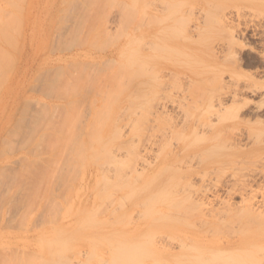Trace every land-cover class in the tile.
<instances>
[{"label":"rangeland","instance_id":"obj_1","mask_svg":"<svg viewBox=\"0 0 264 264\" xmlns=\"http://www.w3.org/2000/svg\"><path fill=\"white\" fill-rule=\"evenodd\" d=\"M32 1L0 0V139L17 134L21 116L35 122L26 149L14 154L19 157L16 178L0 200V264H37L42 256L47 261L52 249L44 244L54 247L57 259L59 250L49 242L62 230L76 241L67 264H83L92 229L106 223L108 229L122 215L130 216L132 228L138 221L159 231L195 224L200 232V214L211 206L221 201L240 206L254 192L253 199L262 200L264 0H226L225 7H231L223 10L196 8L198 31L188 8L195 0H35L34 6ZM9 122L12 128L5 135ZM104 154L110 155L104 156L108 161H102ZM169 154L179 160L174 168L157 165ZM12 158L0 155V163ZM124 163L130 165L122 170ZM5 171L2 176L12 173ZM243 183L251 190L228 195ZM94 208L91 222L86 212ZM163 212L172 213L170 218L184 214L188 225L179 218L183 223L174 225V217L159 220ZM233 218L221 235L229 233L233 220L237 223ZM237 242L240 247L226 255L234 254V263L221 259L213 264H261L263 239Z\"/></svg>","mask_w":264,"mask_h":264},{"label":"bare ground","instance_id":"obj_2","mask_svg":"<svg viewBox=\"0 0 264 264\" xmlns=\"http://www.w3.org/2000/svg\"><path fill=\"white\" fill-rule=\"evenodd\" d=\"M199 2H201V3H199ZM197 1V3H196V0H195V2L194 1H190L189 3L191 4L188 8H189V11H190V17L192 18L191 19V21L193 20V18H194V15H193V11L197 8V9H199V10H201V11H205V10H209V9H222V7L224 6L225 7V5H226V3H227V1L226 0H204V1ZM227 8L228 7H231V6H226ZM225 7V8H226ZM239 8V7H238ZM224 9V8H223ZM222 9V10H223ZM259 13V12H258ZM239 14V13H238ZM221 17V16H220ZM238 17V16H237ZM224 18V17H223ZM233 18V17H232ZM194 19H197V18H194ZM190 21V22H191ZM202 22L201 23H203L204 22V20H201ZM218 22L219 21H221L222 22V24H224L223 23V21L220 19V20H217ZM193 22H194V20H193ZM194 29L195 30H200V28H201V25H200V23H199V21H198V23L195 21L194 22ZM229 25V24H228ZM31 102V101H30ZM30 102H26V104H29ZM32 103V102H31ZM32 106V105H31ZM30 106V107H31ZM70 118V117H69ZM31 120V121H30ZM69 119H68V117H67V121H68ZM70 120H72V117H71V119ZM67 121L65 122V123H67ZM68 122H70V121H68ZM33 124H35V122L33 121V119H31V118H27L25 115L24 116H21L20 117V121L17 123L16 122V130H15V132L17 133L16 135L15 134H13L12 136H11V138H9V137H2L1 139H0V144H1V142H2V144L0 145V155H4L5 153H10V154H13V158L11 159V160H8L6 163L4 162V163H0V169H1V172H0V200L4 197L3 195H5L4 194V191L5 190H7V189H9V186H11V184L13 183V181L15 180V175L17 174L16 173V170H17V168H18V165H19V157H17V156H15L14 154L17 152V151H22L23 152V150L24 149H26V144H28V141H29V139L31 138V134L34 136L35 134H34V131H33ZM65 126H67V125H69L68 123H67V125L66 124H64ZM135 127L137 126V125H134ZM12 128L11 127V123L9 122V125L7 126V128L5 129V130H7L8 128ZM69 127H70V129H71V125L70 126H68L67 128L69 129ZM76 127V126H75ZM91 128H93L92 126H91ZM69 129V130H70ZM77 128H75L74 130H76ZM97 129V128H96ZM10 129H8L7 130V132H5V135H8V131H9ZM134 131V130H133ZM70 133V132H69ZM74 133H76V132H74ZM119 133V132H118ZM74 135V134H73ZM27 136H28V138H27ZM90 136H94V134L92 135V133H91V135ZM111 136H113V135H111ZM72 137V136H71ZM74 137H77V136H74ZM73 137V138H74ZM79 137V136H78ZM89 138V135H88V137H87V139ZM113 138H116V136L115 137H113ZM77 139H79V138H77ZM90 139V138H89ZM104 139V138H103ZM62 140V139H61ZM60 139L58 140V142H60L61 141ZM70 140H72V139H70ZM76 140V139H75ZM80 140V139H79ZM78 140V141H79ZM105 140V139H104ZM108 140V139H107ZM107 140H105L106 142H107ZM111 140V139H110ZM113 140V139H112ZM93 141H94V139H93ZM105 141H104V143H105ZM109 141V140H108ZM116 141V140H115ZM81 142V141H80ZM79 142V143H80ZM99 142V141H98ZM102 142V141H101ZM56 143H57V140H56ZM61 143H62V146L64 147V145H63V143H64V141H61ZM60 143V144H61ZM68 143H69V140H68ZM84 143V142H83ZM88 143H91V140H90V142H88ZM97 143V142H96ZM109 143V142H108ZM58 144V143H57ZM77 144H78V142H77ZM92 144V143H91ZM91 144H90V146H91ZM106 144V143H105ZM105 144H103V142H102V145H104L105 146ZM131 144V143H130ZM80 145V144H79ZM81 145H82V142H81ZM101 145V144H100ZM111 145V144H110ZM69 146V145H68ZM71 146V145H70ZM69 146V147H70ZM89 146V144H88V147H90ZM101 146V148H105V147H107V146ZM109 146V145H108ZM118 146V145H117ZM59 147V149H60V146L58 145L57 146V148ZM72 147H73V145H72ZM76 147H77V145H76ZM75 147V148H76ZM78 147H82V146H78ZM87 147V148H88ZM100 147V146H99ZM123 147V146H122ZM138 147V146H137ZM136 147V148H137ZM75 148H74V150H75ZM85 148V147H84ZM87 148H86V150H87ZM30 149H32V148H30ZM69 149V148H68ZM67 149V150H68ZM72 149V148H71ZM90 149V148H89ZM98 149H100V148H98ZM107 149V148H106ZM118 149V148H117ZM116 149V150H117ZM130 150L132 149L131 147L129 148ZM128 149V150H129ZM64 150V149H63ZM81 150V149H80ZM85 150V151H86ZM91 150H92V148H91ZM104 150V149H103ZM125 150V149H124ZM129 150V151H130ZM133 150V149H132ZM131 150V151H132ZM134 150H135V147H134ZM59 151V150H58ZM57 151V152H58ZM75 151H77V150H75ZM102 151V150H101ZM100 151V152H101ZM130 151V152H131ZM61 151H59L58 152V154L60 153ZM68 152V151H67ZM70 152V151H69ZM74 152V151H73ZM72 152V153H73ZM84 152V151H83ZM94 151L92 150V152L91 153H93ZM97 152H98V150H97ZM100 152H98L99 153V155H100ZM103 152V151H102ZM125 152H126V150H125ZM133 152V151H132ZM131 152V153H132ZM62 153V152H61ZM97 153V154H98ZM71 154V153H70ZM80 154V156H81V158H82V162H83V157H82V155H81V153H79ZM79 154H78V156H79ZM62 155L64 156V153H62ZM107 155V154H106ZM105 154L103 155V157L104 156H106ZM133 155V154H132ZM71 156V155H70ZM77 155H76V157L77 158H75L76 160H79L78 162H80V163H82L81 162V160H80V157H78ZM95 156V155H94ZM101 156V155H100ZM99 156V157H100ZM110 155L108 154L106 157H109ZM136 156V155H135ZM87 157H89L88 155H87ZM97 157V156H96ZM106 157H104V159H102V161L104 160H107L108 161V159L106 158ZM131 157V156H130ZM134 157V156H133ZM137 157H138V155H137ZM157 157V156H156ZM64 158H67V157H64ZM85 158V157H84ZM98 158V157H97ZM102 158V157H101ZM106 158V159H105ZM139 158L140 159H144V158H141L140 156H139ZM138 158V159H139ZM74 158H72V161H74L75 160ZM94 159V158H93ZM96 159V158H95ZM127 159V158H126ZM125 159V160H126ZM139 159V160H140ZM76 160H75V162H76ZM90 160V159H89ZM97 160V159H96ZM129 160L131 161L132 159H130L129 158ZM133 160H134V158H133ZM155 160V159H154ZM68 161V160H67ZM92 161V160H91ZM127 161V160H126ZM135 161V160H134ZM143 161V160H142ZM153 161V160H152ZM156 161V160H155ZM178 159L174 156V155H172V154H169L166 158H162L161 160H159L158 161V163H157V165H162L163 167H166V169L168 168V167H171V168H174L175 166H174V164H177L178 163ZM66 162V161H65ZM92 162H94V163H96L97 161H92ZM132 162V161H131ZM148 162V161H147ZM146 162V165L148 164H151V163H147ZM68 163V162H67ZM67 163H64V164H66V165H68ZM90 163V162H89ZM93 163V164H94ZM107 163H110V162H107ZM133 163V162H132ZM153 163V162H152ZM92 164V163H91ZM125 164L126 163H124L123 164V166H121V168L123 167L124 168V166H125ZM66 165H64V166H66ZM71 165V164H70ZM78 165H80V164H76V166H78ZM129 165H130V163L127 165V166H125V169H127V167H129ZM81 166H82V164H81ZM109 166V165H108ZM131 166H132V164H131ZM130 166V168H133L134 170H135V172L134 173H136L137 171H136V169L134 168V167H131ZM71 168H74V167H71ZM123 168H122V170H123ZM143 168V167H142ZM2 169H6V171L8 172V170L10 171V172H12L11 174H9V173H7L6 175L4 174L3 176L1 175L2 174ZM68 169V168H67ZM70 169V168H69ZM169 169V168H168ZM132 170V169H131ZM176 170H177V168H176ZM176 170H173V171H176ZM5 171V172H6ZM13 171H14V173H13ZM67 171H70V170H67ZM119 171H121V170H119ZM133 171V170H132ZM4 172V171H3ZM114 172H115V170H114ZM123 172V171H122ZM16 173V174H15ZM183 173V172H182ZM115 174H117V173H115ZM124 174H126V173H124ZM128 174H130V173H128ZM136 174H138V173H136ZM135 174V175H136ZM59 175V174H58ZM71 175H72V173H71ZM118 175V174H117ZM60 176V175H59ZM69 176H70V173H69ZM116 176V175H115ZM128 176H129V178L130 179H133L134 178V180H136V179H138V175L137 176H133V178L132 177H130V175H127L126 177L128 178ZM187 176V175H186ZM61 177V176H60ZM103 176H101V178H102ZM122 177V176H121ZM124 177V176H123ZM123 177L121 178V179H123ZM125 177V178H126ZM181 177V176H180ZM184 177V176H183ZM58 178V177H57ZM100 178V179H101ZM112 178V177H111ZM118 178V180L119 181H121V179L119 178V177H117ZM124 178V179H125ZM126 178V182L124 181V182H122V183H124V185L126 186H124V188H127V186L128 187H130L129 185H130V182H128L127 183V180L129 179H127ZM136 178V179H135ZM179 178V177H178ZM186 178H188V177H186ZM61 179V178H60ZM76 179V178H75ZM123 179V180H124ZM180 179V178H179ZM178 179V180H179ZM58 181H59V179H57ZM106 180V179H105ZM104 180V178H103V182L105 183H107V181H108V179H107V181H105ZM173 180V179H172ZM116 181V180H115ZM129 181V180H128ZM137 181V180H136ZM98 182V181H97ZM96 182V183H97ZM109 182H110V180H109ZM133 182V181H132ZM151 182V181H150ZM172 182V181H171ZM95 183V184H96ZM99 183V182H98ZM102 184V183H101ZM150 184V183H149ZM149 184L147 185V186H149ZM173 184H175V183H173ZM173 184H171V186L173 185ZM71 185V184H70ZM99 185V184H98ZM106 187L109 185H107V184H104ZM113 185H117V184H113ZM119 185H121V184H119ZM241 186L240 187H232L231 189L233 190L232 192H231V190H230V192H228V195L229 196H231L232 194H235L237 191L238 192H241V190H247V189H250L251 190V187H249L250 186V184L248 185L247 183H243V184H240ZM72 186V185H71ZM165 186V185H164ZM169 186V184L167 185L166 184V187H168ZM171 186L169 187V188H171ZM177 187L178 186V182L176 181V184L175 185H173L172 187ZM182 186H184V184L182 183ZM94 187H96V188H98L97 186H94ZM110 187H112V186H110ZM146 187V186H145ZM174 187V188H175ZM181 187V186H180ZM179 187V188H180ZM68 190H69V188L68 187H66ZM71 188V187H70ZM109 188V187H108ZM133 188V187H132ZM131 188V189H132ZM148 188V187H147ZM152 188V187H151ZM165 188V187H164ZM164 188H162V191H163V189ZM100 189V188H99ZM123 189V188H122ZM128 189H130V188H127V190ZM160 190H161V188H159ZM158 189V190H159ZM181 189V188H180ZM184 189V188H183ZM59 190V189H58ZM71 190V189H70ZM107 190V189H106ZM133 190H135L134 188H133ZM151 190V189H150ZM167 190H168V188H167ZM179 190V189H178ZM54 191L55 190H53V193H54ZM100 191V190H99ZM162 191H160V193H163ZM185 191V190H184ZM59 192V191H58ZM61 192V191H60ZM98 192V190L96 191V193ZM106 192V191H105ZM130 192V191H129ZM156 192V191H155ZM165 192H166V189H165ZM169 192V190L167 191V193L166 194H169L168 193ZM177 192V191H176ZM6 193H7V191H6ZM95 193V194H96ZM100 193V195H101V193H103V192H99ZM98 193V194H99ZM131 193V192H130ZM153 193V192H152ZM151 193V194H152ZM174 193V192H173ZM57 195H58V193H56ZM62 194V193H61ZM61 194H59V195H61ZM70 194H71V192H70ZM97 194V195H98ZM110 194H112V193H110ZM115 194V193H114ZM155 194V193H154ZM165 194V195H166ZM186 194H187V192H186ZM63 195V194H62ZM102 195H104V194H102ZM107 195H109V194H106V196ZM128 195V194H127ZM131 195V194H130ZM153 195V194H152ZM162 195V194H161ZM164 195V194H163ZM164 195V196H165ZM55 196V195H54ZM65 196V195H64ZM169 196V195H168ZM187 196V195H186ZM256 196V194H255V192L254 193H252V194H250V196H244L243 198H242V203L240 204V206H234V205H232V204H230V202L228 203L227 201H221L220 202V206L219 207H210V208H208V209H206L207 211H205V212H202L200 215H201V217H203V219H204V222H203V224H202V226L201 227H199L198 226V228H200V232H196L195 230L197 229L196 227H194L195 226V224L193 225V224H191V223H189V224H191V225H188V223H187V218L185 217L184 219H182L183 218V216H184V214H183V216H182V214L180 215L181 217H179V215L178 216H174L173 215V217L175 218H173L172 216H171V218H170V215L172 214V213H170V214H168L167 212V214L169 215H164V213L165 212H163V214H160L161 216H158V217H160V219L159 220H161V217L163 216V218H165V220L166 221H168L167 219H169V220H172V221H176L178 218L179 219H182L181 221H183L184 222V224H185V226H186V224L188 225V226H190V228L188 229V230H184V226H183V224H181V227H177V228H173V227H169L168 226V228H164V229H162V230H155V229H152V226H151V224L150 225H148L149 224V222H148V224L146 225V223H145V225H144V223L143 224H141V223H139V221H138V223H135L134 224V228H132L133 227V222L131 221V219L129 218V217H127L128 216V214H127V216L126 217H124L123 218V216L124 215H122V217H120V218H115V219H113L111 222L109 221V220H107V221H109L110 223H109V226H108V229H106L104 226H106L107 225V223H106V225H103L102 226V229H100V227H99V224H100V222H101V220L100 219H97L96 220V222H99V224H98V227H99V229H96L95 230V228L96 227H94V230L92 229V231H93V233H95V234H93L92 235V237H91V239H90V246H89V249H88V252H87V255L85 256L86 258H84V261H82V263L83 264H186V261H187V263L188 264H199V263H201V264H213L215 261H219V260H221V259H228V261H229V263H231V262H235L236 261V256L234 255V254H232V252L231 253H229L230 255H231V257L229 258L228 256H226L227 255V252L229 251H233L234 249H236V248H239L240 246H239V244H238V239L239 238H249L251 241L252 240H254V239H263V241H264V191H262L261 192V196H262V200L259 202V203H257V201H255L253 198ZM5 197H6V195H5ZM4 197V198H5ZM72 197V196H71ZM100 197V196H99ZM98 197V200L99 199H103V198H99ZM108 197H110V196H108ZM122 197V196H121ZM124 197H126V196H124ZM124 197H122V198H124ZM189 197V196H188ZM187 197V198H188ZM247 197V198H246ZM45 198V197H44ZM55 198V197H54ZM67 199H70V197L68 198V197H66ZM160 198V197H159ZM162 198V197H161ZM170 198H175V197H170ZM184 198H186V197H184ZM183 198V199H184ZM64 200H65V198H63ZM66 199V200H67ZM104 199H106V197L104 198ZM120 199V198H119ZM164 199H166V198H164L163 197V199H161V200H164ZM64 200H63V202H64ZM65 200V201H66ZM124 200V199H123ZM126 200V199H125ZM155 200V199H154ZM175 200V199H174ZM174 200H170L169 199V203L171 204L172 202H174ZM182 200V199H181ZM186 200V199H185ZM57 201V200H56ZM150 201V200H149ZM172 201V202H171ZM3 202V201H2ZM153 202V201H152ZM175 202H176V200H175ZM174 202V204H176ZM178 202H180V200H178ZM177 202V203H178ZM68 203V202H67ZM66 203V204H67ZM154 203V202H153ZM157 203V201H155V204ZM159 203H162V204H164V202H162V201H159ZM165 203H166V201H165ZM181 203V202H180ZM180 203H178V204H180ZM189 203V202H188ZM53 204H55V203H53ZM66 204H65V206H66ZM99 204V203H98ZM139 204H141V205H143V203H139ZM139 204H137V205H139ZM145 204V203H144ZM167 204H168V201H167ZM170 204H168V207L169 208H173L172 206H170ZM182 205H183V203H181ZM75 205V204H74ZM101 205H104L103 203H101ZM100 205V206H101ZM136 205V204H135ZM166 205V204H165ZM190 205V204H189ZM3 206V205H2ZM60 206V205H59ZM58 206V207H59ZM100 206L98 207V209L100 208ZM145 206H147V205H145ZM179 206V205H178ZM186 206V205H185ZM97 206H95V208H96ZM141 207V206H140ZM94 208V209H95ZM101 208H103L104 209V207H101ZM134 208V207H133ZM145 208H147V207H145ZM175 208H177V210L179 209V207H175ZM181 208V210L182 211H185L184 209H186L187 207H184V209H183V207H180ZM261 208V209H260ZM55 208H53V210H54ZM73 209V208H72ZM174 209V208H173ZM188 209V208H187ZM186 209V210H187ZM2 210V209H1ZM49 210V209H48ZM52 210V211H53ZM102 210V209H101ZM139 210V209H138ZM146 210V209H145ZM180 209H179V211H181ZM189 210H190V208H189ZM51 211V210H50ZM92 211H93V213H87V212H89V210L86 212V214L88 215V217L90 218V219H92V220H90L91 222L93 221V218H95V217H93V218H91V216L97 211L96 209L95 210H93L92 209ZM149 211V209L147 208V212ZM167 211H168V209H167ZM173 211V210H172ZM90 212H91V210H90ZM99 212V211H98ZM126 212V211H125ZM134 212V211H133ZM146 212V211H145ZM146 212V213H147ZM150 212H151V209H150ZM158 212V211H157ZM68 213H69V211H68ZM77 213V212H76ZM75 213V214H76ZM84 213V212H83ZM140 213V212H139ZM144 213V211L141 213V214H143ZM160 213H162V212H160ZM11 215H12V213H10ZM14 214V213H13ZM51 214H53V213H51ZM80 214V213H79ZM159 214V213H158ZM1 215V214H0ZM56 215V214H55ZM74 215V214H73ZM85 215V214H84ZM83 215V216H84ZM95 215V214H94ZM93 215V216H94ZM98 215H100V214H98ZM102 215H103V213H102ZM114 216V215H113ZM118 216V215H117ZM121 216V215H120ZM145 216H147V215H145ZM149 216V215H148ZM165 216V217H164ZM41 217V216H40ZM56 217V216H55ZM58 217V216H57ZM56 217V218H57ZM73 217V216H72ZM86 219H87V217L86 216H84ZM100 217V216H99ZM102 217V216H101ZM151 217V216H150ZM156 217V216H155ZM234 217V218H233ZM235 217H237L238 218V220H237V223L236 224H234L233 225V223L232 222H236V221H232L231 222V224H232V226L229 224L228 226H227V228L228 227H230L229 228V233L228 234H223V235H221L220 234V230H221V228H223L224 226H226L228 223H229V220H231V218H233V219H235ZM2 218V217H1ZM97 218V217H96ZM142 218V217H141ZM146 218V217H145ZM153 218V217H152ZM177 218V219H176ZM103 219V218H102ZM108 219H110V218H108ZM174 219V220H173ZM179 219L176 221V223L174 224V225H176V224H178L179 225V223H177L178 221H179ZM95 220V219H94ZM98 220H100V221H98ZM105 220V222H107ZM143 220V219H142ZM156 220H158V219H156ZM165 220H163V221H165ZM185 220V221H184ZM86 221V220H85ZM89 221V222H90ZM135 221V220H134ZM147 221V220H146ZM51 222V221H50ZM73 222V221H72ZM83 222H84V218H83V221H82V224H83ZM87 222H88V220L86 221V224H87ZM95 222V223H96ZM104 222V221H103ZM180 222V221H179ZM183 222H180V223H183ZM46 223V222H45ZM48 223V222H47ZM78 223H79V221H78ZM95 223H94V225H95ZM151 223V222H150ZM160 223V222H159ZM80 224V223H79ZM81 224V225H82ZM90 224V223H89ZM92 225H93V223H91ZM85 225V224H84ZM88 225V224H87ZM101 225V224H100ZM206 225H210V226H208L209 228L207 229V228H203L204 226H206ZM1 226H2V224L0 225V228H1ZM91 226V225H90ZM96 226V225H95ZM235 226V227H234ZM64 227V226H63ZM79 227V226H78ZM77 227V228H78ZM93 227V226H92ZM165 227V226H164ZM184 227V228H183ZM211 227V228H210ZM76 228V229H77ZM81 228V227H80ZM86 228V227H85ZM88 228V227H87ZM90 228V227H89ZM155 228V227H154ZM188 228V227H187ZM74 229V228H73ZM91 229V228H90ZM26 231V230H25ZM89 232V231H88ZM230 233H233V235H231ZM58 235V234H57ZM57 235H55V236H57ZM143 238V239H142ZM78 239V238H77ZM42 241H43V239H42ZM73 241V242H72ZM74 241H75V239H74V237H73V234L72 235H68V234H65V232H63V230H62V233H60L59 235H58V237H56L53 241L52 240H50V242L49 243H53L54 244V246H57V248L56 249H58L59 250V256H57V259H56V257H55V255H53L52 254V252L54 253V252H56V250L54 251V247L52 248L51 246H48L47 244H44L45 245V248L46 249H48L49 247L52 249V250H50V252H48V256H50V259L49 258H47L46 257V260L47 261H43V260H45L44 259V256H42L43 257V259L42 258H40V260H39V262H37V264L39 263V264H48L49 263V261L52 259L51 258V256L53 255L54 257H55V259L54 260H52V261H55V262H52V261H50V263L52 262V264H59V262H61L60 264H62V263H64L65 264V262H66V264H67V258H68V256H69V254H70V251H71V248H74V246H73V243H74ZM77 241H79V240H77ZM87 241V240H86ZM41 242V241H40ZM76 242V241H75ZM78 243V242H77ZM48 247V248H47ZM78 247V246H77ZM41 248H42V246H41ZM80 248V247H79ZM41 250H43V249H41ZM47 251V250H46ZM209 251H211V252H215V254L214 255H210V254H208V252ZM72 253H73V251H71ZM79 252V251H78ZM43 253V252H42ZM41 253V254H42ZM210 253V252H209ZM34 254V253H33ZM49 254H51V255H49ZM56 254H57V252H56ZM60 254H61V256H60ZM72 255V254H71ZM71 255H70V257H71ZM75 255H76V253H75ZM33 256H36V254H34ZM39 256V254H37V257ZM31 257V256H30ZM36 257V258H37ZM40 257V256H39ZM58 257H60V258H58ZM69 257V259H68V261L71 259ZM65 258H66V260H65ZM73 258H74V255H73ZM75 258H77V257H75ZM49 259V260H48ZM60 259V260H59ZM63 261H62V260ZM192 259H193V261H192ZM58 260V261H57ZM72 260H76V259H72ZM82 260H83V258H82ZM79 261V260H78ZM32 262H34V261H32ZM49 263V264H50ZM73 263V262H72ZM75 264H77V261H76V263ZM79 264V263H78ZM261 264H264V256H263V259H262V261H261Z\"/></svg>","mask_w":264,"mask_h":264},{"label":"crops","instance_id":"obj_3","mask_svg":"<svg viewBox=\"0 0 264 264\" xmlns=\"http://www.w3.org/2000/svg\"><path fill=\"white\" fill-rule=\"evenodd\" d=\"M32 2H33V6H34L35 0H33ZM33 6H32V7H33ZM55 7H56V4L53 5V6H51V8H55ZM48 8H49V7H48Z\"/></svg>","mask_w":264,"mask_h":264}]
</instances>
